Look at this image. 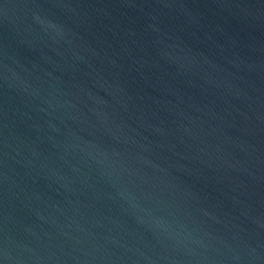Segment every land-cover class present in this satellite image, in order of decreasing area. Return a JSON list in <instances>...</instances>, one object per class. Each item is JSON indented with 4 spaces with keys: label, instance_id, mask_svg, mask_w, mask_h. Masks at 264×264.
Returning <instances> with one entry per match:
<instances>
[{
    "label": "water",
    "instance_id": "95a60500",
    "mask_svg": "<svg viewBox=\"0 0 264 264\" xmlns=\"http://www.w3.org/2000/svg\"><path fill=\"white\" fill-rule=\"evenodd\" d=\"M0 264H264V0H0Z\"/></svg>",
    "mask_w": 264,
    "mask_h": 264
}]
</instances>
